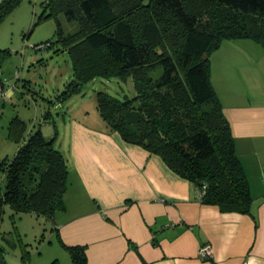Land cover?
I'll use <instances>...</instances> for the list:
<instances>
[{
  "label": "trees",
  "instance_id": "16d2710c",
  "mask_svg": "<svg viewBox=\"0 0 264 264\" xmlns=\"http://www.w3.org/2000/svg\"><path fill=\"white\" fill-rule=\"evenodd\" d=\"M22 1H0V27ZM60 14L78 29L66 33ZM51 17L73 63L64 94L96 76H132L133 98L97 92L109 130L160 155L194 183L202 203L252 214L250 182L212 80L211 55L233 39H252L264 48V0H46L41 18ZM8 53L0 48V68ZM25 126L14 117L10 137L19 142ZM57 136L38 129L13 158L0 161V223L8 205L12 216L27 212L51 220L66 210L69 163ZM54 230L71 264H89L87 245H68ZM7 257L0 244V264H9ZM30 259L24 252L22 260Z\"/></svg>",
  "mask_w": 264,
  "mask_h": 264
},
{
  "label": "crops",
  "instance_id": "0c3cea01",
  "mask_svg": "<svg viewBox=\"0 0 264 264\" xmlns=\"http://www.w3.org/2000/svg\"><path fill=\"white\" fill-rule=\"evenodd\" d=\"M235 51L249 57L233 40L222 43L213 83L248 175L252 214L202 203L160 155L87 113L70 121L66 210L53 222L66 244L87 245L89 264H264V63L234 60ZM206 243L209 258L200 255Z\"/></svg>",
  "mask_w": 264,
  "mask_h": 264
},
{
  "label": "rangeland",
  "instance_id": "374dc122",
  "mask_svg": "<svg viewBox=\"0 0 264 264\" xmlns=\"http://www.w3.org/2000/svg\"><path fill=\"white\" fill-rule=\"evenodd\" d=\"M45 1L23 0L0 27V48L10 49L1 66L2 77L5 88L12 90L0 98V161L5 157L13 158L30 133L41 129L46 136H53L57 128L60 147L56 145L68 159L70 121L75 117L84 118L89 113L90 119L102 122L97 109L98 91L120 99L133 98L137 93L132 76H96L79 90L64 94L73 78V63L69 51L58 41L56 19L41 18ZM59 19L66 33L78 29L77 24L64 14H60ZM233 41L243 52L249 50L248 58L246 52L238 56L237 51L231 53H235L234 60L258 59L261 65L264 63V48L260 43L245 38ZM47 42H52V46ZM218 50L211 55L212 80L214 78L216 84L219 80L214 56ZM16 116L26 124L19 142L10 137L9 129ZM13 212L9 205L6 206L0 223V244L8 252L9 264H71L69 252L58 241L53 220L27 212L12 216ZM24 252H30L28 263L22 260Z\"/></svg>",
  "mask_w": 264,
  "mask_h": 264
},
{
  "label": "built area",
  "instance_id": "2783aa9c",
  "mask_svg": "<svg viewBox=\"0 0 264 264\" xmlns=\"http://www.w3.org/2000/svg\"><path fill=\"white\" fill-rule=\"evenodd\" d=\"M1 68H0V98H3L5 96V81L4 79H1ZM200 255L203 258H209L212 255V246L209 243L204 244L200 248Z\"/></svg>",
  "mask_w": 264,
  "mask_h": 264
}]
</instances>
